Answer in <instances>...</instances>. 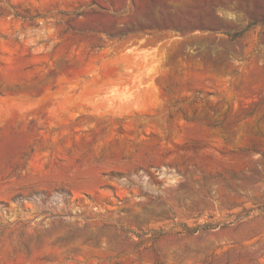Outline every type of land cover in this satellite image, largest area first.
Here are the masks:
<instances>
[{
    "label": "rangeland",
    "instance_id": "obj_1",
    "mask_svg": "<svg viewBox=\"0 0 264 264\" xmlns=\"http://www.w3.org/2000/svg\"><path fill=\"white\" fill-rule=\"evenodd\" d=\"M0 264H264V0H0Z\"/></svg>",
    "mask_w": 264,
    "mask_h": 264
}]
</instances>
